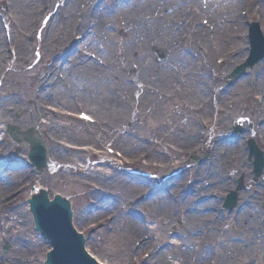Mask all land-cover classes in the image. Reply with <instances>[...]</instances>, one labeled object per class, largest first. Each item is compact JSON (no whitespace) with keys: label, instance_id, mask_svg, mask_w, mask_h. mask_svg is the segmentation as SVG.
I'll return each mask as SVG.
<instances>
[{"label":"bare ground","instance_id":"1","mask_svg":"<svg viewBox=\"0 0 264 264\" xmlns=\"http://www.w3.org/2000/svg\"><path fill=\"white\" fill-rule=\"evenodd\" d=\"M62 1L61 6L56 10L55 18H53L48 13L53 8L54 0H0L2 4L6 2L12 8V10L8 9L10 14L8 20L14 23V26L10 24L6 27L3 23L0 25L1 112H6L7 109L14 111L22 109L20 103L19 105L15 104L16 100L20 98L19 93L14 91L1 92V89L3 83L11 78V68L15 64L28 63L30 59L29 45L32 47L36 30V34H43L46 38L42 43L36 44L41 49L43 56L56 49L63 50L65 44L74 41L75 38L78 40L80 35L76 34L77 32L82 35L80 40H82L83 45L87 44L91 52L96 50L98 44L107 50L111 44L109 41L112 39V30L121 29L125 33V27L126 31L128 29L125 33L128 34L126 42L121 41V45L114 46L110 52L117 58L118 63H129L131 60L129 51L135 49L136 51H145L146 49L162 50L164 47H168V50L174 51L176 46L173 43L181 40L184 35L190 41L189 47L183 49V53H175L174 59L171 61L172 65L176 67L174 71L169 65L158 64L154 66L149 64L146 66V60H139L140 71L137 76L140 80L135 82L142 84L138 88L130 83L116 82L114 74L108 75L106 73L103 67L107 64L108 61L105 60L109 55L105 52L100 53L96 50L97 59L94 55L95 52L90 55L82 51L81 47V50L78 49L72 57L64 54L56 61L53 60L54 57L45 60L48 63L47 67L42 66L38 72L32 75V78H35L33 80L35 91L30 94L27 104V109L32 110V121L37 126L34 127L38 130L30 129L22 132L16 126H12L10 132L14 133L15 141L23 144L21 138L25 134L27 137H33L34 141L39 140V148L47 152L45 149L46 144L41 140L42 135L46 136L50 155L53 158L55 157L58 164L62 163L63 165L68 164V162L71 163L75 156L84 155L83 152L78 150H84L87 146L100 149L104 145L110 144L121 154L122 165L130 169L139 168L143 171L153 170L159 173L174 171L183 167L190 151L201 145L202 138L208 131L209 122H212V120L209 121L207 115L211 112V109L219 106H233L239 97L238 93L241 94L243 91V89H240V85L244 86V80L233 88L227 89L224 94L222 92V99L215 96L216 87L212 88L210 85V92H205L204 87L205 84H209L210 72L214 71L215 58L219 57L226 62L229 59L228 55L240 51L242 44L239 38L244 32V24L254 17H259L262 23L264 22V0H257L262 1L257 6H254L256 0H212L215 4L211 5L208 2V10L205 11L202 10L199 0H103L101 4L97 2L96 6H94V0ZM87 5L91 6L87 7ZM214 5L216 7H212ZM92 7H95L96 10H91ZM242 9L245 10L244 15L241 13ZM156 12H158V15L155 16ZM202 15L209 19L211 26H214L211 39L208 30L198 24ZM90 22L93 24L91 28L88 26ZM174 29L177 31H175L170 43L167 45V40ZM191 29L193 34H190ZM183 31H186V33L184 34ZM27 41L31 42L28 43ZM190 49L196 51L194 59L187 56ZM10 50H12V53L9 55V62H7L5 51L9 52ZM162 54L165 59V54L163 52ZM89 57L94 60L89 59ZM148 59L150 58L148 57ZM113 65L116 64L113 63ZM59 71L63 75L62 81L58 78ZM201 72L202 74L207 72L206 77L200 74ZM260 79L256 84L259 92L263 91L264 85L261 84V81L264 80V68L260 72ZM177 89H180L179 93H176ZM262 93L264 94V91ZM207 94H209V97H207ZM167 96L183 99L186 102L185 104L195 107L202 105L204 111L203 113H194V108L191 109L190 106L185 109L180 107L179 114L185 116H176V119H170L166 122V125L160 124L153 127L151 135L145 137L147 140L145 143L141 142L144 135L136 137V135H132L131 131H127L124 137L118 134L121 125L130 120L131 115L134 116V121L139 124L140 122L144 124L147 121L149 117L145 118L144 121V112L140 113L136 109L145 110L143 107L147 108L150 112V115H148L150 118H159L163 115V104L166 103ZM203 96L205 98L202 99ZM241 96L244 98L250 97V92L245 89ZM47 106L54 107L58 111H53ZM155 106L160 109L153 110L152 108ZM63 107L69 108V110L82 108L90 114L89 116L94 122L93 125L79 122V127L75 125L76 128L70 130L72 133L62 134L57 129V123L59 119L66 121V117L60 112ZM43 118L48 122L47 124H41ZM263 118L264 111H261L258 113V119ZM192 121L195 122V130ZM104 126L108 129L105 134L101 131V127ZM152 126L153 124L147 123L148 129ZM222 126L223 122L217 124V128H214V135L221 133ZM58 138H62L60 140L67 143H83L85 145L84 148L73 147L76 148V152L73 151L75 149L66 150L64 145L60 144ZM231 143L227 136L218 135L212 140V146L208 149V160L202 169L198 170L193 165L188 171L179 174L177 179L171 177L168 183L169 185L172 184V188L166 190L165 198L154 195L146 202L138 203L137 208H132L129 211L132 214H135L137 209L146 212L149 206L152 218L158 223H164V220L168 219L178 221L181 237L176 241L177 246L174 248L158 249L155 244H152L154 241L153 239L151 241V235H149L148 240L139 242L138 249H135L134 242L143 238L144 227L134 220L131 222L132 227L122 232L119 226L120 223L116 219L118 209L123 210L126 209L128 204H136V200L142 194L150 191L151 184H148L147 187L137 185L124 177L126 173L106 175V172H102L98 177L80 176L78 173V179H82L80 182H86L80 184V186L91 192L87 200L90 202L91 199H98L99 203L98 205L95 204L94 208L101 209L100 212H93V210L88 212L85 209L77 217H72V227L76 231H78V228H82L84 233L85 231L91 232L95 238L99 237V243L90 241V247H85L86 252L90 250L89 254L95 256L96 259L99 256L101 262H106V264L108 262L110 264H172L169 258L183 264H211V261H214V264H236V261L240 260L237 256L239 250L240 253H244L241 250L244 249V247L241 248L244 240L255 237L252 234L253 232L249 235L247 233L251 227L246 218L252 217L253 219L255 217L256 220H260L261 215L255 207L260 205L264 208V191H259L256 187H253L242 196L241 203L246 204V207L240 211L242 213L241 220L231 229L224 230L225 220L228 217L221 218L218 207H213L210 203H207L203 209L214 210V214L188 212L199 197L215 195L216 189L220 185H224L222 180L221 184H218L219 177L228 178L231 171L234 172V175L230 176L228 184L230 188L233 187V176L238 175L240 167L244 164V158H242L241 144L235 143L232 145ZM162 148L170 151L176 162L171 163L163 157L159 153ZM154 149L158 150L159 156L153 154ZM238 154L240 158L237 159L236 155ZM142 159L145 163H142ZM45 164L42 173H45V169L50 167L47 162ZM8 170H11V168L7 166L0 169V210L4 212L7 203H2V201L12 198L26 186V183L30 184L33 181L31 178L29 179L27 171ZM210 174H214V177H210ZM93 179H96L97 183ZM188 181L189 183H187ZM214 181V187L208 189V184ZM100 182H104L105 185L98 187ZM110 186L118 190L119 194L121 193L120 198L123 201L127 197L128 203L126 206L121 207L123 205L121 200L112 202L105 197H103L105 199L103 203L101 195L98 194V191H94L98 188L100 192L107 194ZM113 188L112 192H115ZM32 189L29 198L41 196L39 186H34ZM192 192L194 194H191ZM225 193H223V196ZM218 199L219 206L223 203V198ZM62 200L67 202L64 198ZM159 205L161 206L160 210ZM134 206L136 207V205ZM26 209L29 210V207H26ZM180 209L187 213V222L181 221L177 215ZM17 210L18 208H14L15 213L7 212V214L14 218L17 215ZM106 212L110 213L108 218L113 217L112 222L104 217ZM86 214L90 216L87 217ZM98 215L103 216L99 217L101 220L94 222L91 227L88 226L89 218L95 219ZM16 217L21 221V215ZM18 219H16V223L8 224L7 236L12 238L13 241L10 244H14L17 250L29 252L33 245L27 246L21 243L19 236L25 232V225L22 224V221L19 223ZM124 220L128 221V218H124ZM102 223H105L106 226L101 228ZM242 226H245V228ZM106 227L112 229L114 227L112 235L120 229L119 241L114 246H110L111 240L107 242L110 235L105 234ZM254 228L256 231L259 230L258 221H254ZM154 232L159 233L156 230L150 233L153 235ZM236 236L242 237V241H239L240 238H236ZM160 237L166 240L167 233L163 230ZM257 238L255 239L257 240ZM6 240L8 241V237H6ZM199 240L204 242L199 244ZM256 240L254 241L256 242ZM258 241L260 242L261 239H258ZM178 242L180 245L192 246L198 251H192L188 247L180 249ZM213 244L215 245L214 248ZM231 246L236 247V254L226 253L227 250H231ZM150 249L152 252H150ZM173 249L177 253L173 252ZM260 249H262V246L259 247ZM144 251H148L151 257L154 256L152 260H145ZM217 252H219L218 257L215 256ZM156 255L157 262L155 260ZM159 257L160 261H158ZM262 260L264 264V255ZM251 262L252 260L244 257L243 261L238 264H251ZM0 264H27V253L18 257L14 262H8L0 256Z\"/></svg>","mask_w":264,"mask_h":264},{"label":"rangeland","instance_id":"2","mask_svg":"<svg viewBox=\"0 0 264 264\" xmlns=\"http://www.w3.org/2000/svg\"><path fill=\"white\" fill-rule=\"evenodd\" d=\"M63 1L62 0H54V4H53V8L52 10L48 13V15H51L53 18H55V13L56 10L59 6H61V3ZM97 2H99L100 4L103 3V0H94V6H96ZM201 6H202V10H208V2L212 5L215 4L212 0H199ZM262 1H255L254 6H257L259 3H261ZM162 3V1L160 2V4ZM5 4V5H4ZM91 5H87V7H90ZM212 7H216L215 5ZM211 7V8H212ZM8 9H11V7L8 6V3L3 2V4L0 2V25L3 23L6 27L9 26L10 24H12V26H14L13 22H10L8 20V18H10V14L8 13ZM83 10V9H82ZM91 10H96L95 7H92ZM169 12H171V10H169ZM241 12H243L242 15L245 14V10H241ZM158 15V12L155 13V16ZM222 17V16H221ZM251 21H256L258 22V24L261 26V29L264 33V22L262 23L261 19L259 17H254L251 18L246 24H244V32L241 36V38H239L240 43L242 44V47L240 49V51H235L232 55H228V60L226 62H223L222 59L219 60V57L215 58L216 65L215 67L219 68L220 70H222L224 73H221L220 75H223V78L221 80L220 83H222L224 81V77H225V73L227 71H230L231 69H233L239 62L242 61V56L245 53V45L247 47L248 45V40H247V33H248V26L251 23ZM203 22H205V24H203ZM207 23V24H206ZM200 26H203L204 28H206L209 32L210 35V39L212 36V33L210 31H212L211 29L213 28V26L210 25V22L208 20V18H206L204 15H202L199 19V23ZM205 25V26H204ZM89 28H91L93 26L92 22L89 23ZM210 30V31H209ZM128 31V29H127ZM126 31V27H125V33H127ZM174 32L171 33V35L169 36L168 40H167V45L170 43V40L172 39ZM37 30L34 32V38H33V42H32V47H30L29 45V55H30V59L28 61V63L26 62L25 64H15L13 68H11V78L3 83V87H2V91L1 92H6V91H14L20 94V98H18L15 102L16 105H19V103L21 104L22 109L21 110H10L7 109L6 112H1L0 110V169H4L6 166L10 167L12 171H18V170H23V171H27L29 174V179L31 178L33 181L30 184L26 183V186H24L21 190H19L20 192H18L15 196H13L12 198H8L2 201V203L6 202V206H5V212L0 210V233H1V237H0V256L4 257L6 259V261L8 262H12L14 259L23 256L27 253V264H45L46 263V255L49 251V246L47 245L46 242L43 241V239L41 238V236L35 232V225L32 219V214L30 213L29 210L26 209V205H27V201L28 198L30 196V194L32 193V188L34 186H39L42 190L46 189V191L48 192V195L50 197H54L55 195H59L61 197L67 198L71 203V209L73 211V216L77 217L83 210L87 209L88 212H91L93 210V212H100L101 209L99 208H94L95 204L98 205L99 201L98 199H91L90 202L87 200V198H89V194H91L90 191H88V189L83 188L80 186V184H85L86 182H80L82 179H78L79 176L77 175L78 173L80 174V176L82 175H86V177L88 176H94V177H98L100 175V173L102 172H106V175H114V174H119L122 175L123 173L126 175L124 177H126V179H128L131 182H135L137 185H141V186H149L148 183L151 182V189L150 191L144 193L141 195V197L136 200L137 202H141L142 199H147L148 197H150L151 191L153 190L155 183L162 182L163 180H166L168 177H170L169 179H171V177L176 176L178 174H181L183 172H186L190 169V166L188 164L187 161H185V165L179 169H176L174 171H168V172H159L156 173L153 170H140L139 168H133L130 169L127 166L122 165L121 163V157L116 156L115 154H119L121 156V154L119 153V151L117 152V150L112 146V145H104L103 147L99 148H95V147H91V146H87L88 148L84 149V150H78L84 153V155H78L73 157L72 162H68V164L63 165L58 164V162L56 161L55 157L53 158L50 155V150H49V146H48V140L46 138V136L42 135V139L46 144V150L49 153L48 156V162L50 164L49 167V172L48 173H43L40 178H37L35 175V171L33 169H31L29 167V165L27 164V154H28V147L25 146L24 144H20V145H16L11 143V141L9 140L8 136L4 135L5 131L7 129V127L9 126H16L19 130H21L22 132H26L27 130L30 129H34V130H38V128L34 123H33V116H32V110L27 109L28 108V99H30V94L32 93V91H35L34 88V84H33V80L35 78H32V75L35 74L36 72H38L39 68H41L42 66L47 67L48 63L45 60L48 59H52L54 57L53 60H57L59 58H61L62 55L65 54L68 55L69 57L76 53V51L78 49L81 50V42L80 40H75L66 43L65 47L63 48V50H59L56 49L55 51L46 54L45 56H43V53L41 51L40 48H38L36 46V44H40L42 43L46 38L45 35L40 33H37ZM121 29H114L112 30V39H110L109 42H111V44L109 45V48H103L100 44H98V47L96 48L97 51H99L100 53H108L109 57H106L108 61L106 62L107 64H105V66L103 67L106 71V73L108 75L110 74H114L116 76V82L119 83H124V84H131V85H136L138 82H135L136 80H140L139 77L137 76L139 71H140V67H139V60H146L145 64L146 66H148L149 64L151 65H158V64H165V65H169L172 69V71H174L176 69V67H174V65H172L173 63L171 62L172 59H174V55L175 53L179 52V53H183V49H186L189 47V39L185 38V35L182 37L181 40H179L178 42H174V46L175 49L174 51L172 50H168V47H164V49H159L161 50V52H163L165 54V59L160 60V58H162V55H160L158 52H153L152 49H146L145 51L143 50H132L129 51V57L131 58L129 63H118L117 58H115L114 54L110 53L114 46H117L118 44L121 45V41L126 42V37L128 34H125ZM180 33H182V31H180ZM183 33L185 34L186 31H183ZM76 34L80 35L82 37L81 34H79V32H77ZM190 34H193V30H190ZM76 36V35H75ZM28 43H30L31 41H27ZM80 42V44H79ZM89 49V48H88ZM39 50V51H38ZM95 50V51H96ZM95 51L91 52V50L89 49L90 54L94 53ZM156 51V50H155ZM6 53V61L9 62V55L12 53V50H10L9 52L5 51ZM246 54V53H245ZM94 55L96 57H98L97 52L94 53ZM105 57V56H103ZM148 57L150 59H148ZM172 57V58H171ZM239 57V58H238ZM160 60V61H159ZM214 60V59H213ZM139 61V62H138ZM113 63H115L116 65H113ZM9 64V63H8ZM264 68V61L258 63L251 71V73L247 74V76L244 79H248L250 78V81L252 82L251 85L252 87L250 88V97L244 98L242 97V93L243 91H245V89L247 90L248 85H247V80H244V86L240 85V89L242 91V93H238V98L236 99L235 103L233 106H228V107H224L222 106V108L217 109L213 116H212V122H209V126H208V133L207 136L205 137V142L204 143V147L208 150L211 146H212V140L217 137L220 134H223L225 136H229L230 140H231V144H239L242 143L241 138L233 140L232 137L233 135V128L234 126L237 125V123L243 119L247 120L249 124L254 125L253 127V131L252 134H259L262 129H259L258 126L262 123H264V120H259L258 119V113L257 111H260V109L264 110V104L261 102L260 103V99L259 96L258 97H253L255 94L254 92L256 91V88L254 85L258 84V81L261 80L260 79V72L262 71V69ZM207 73V72H206ZM206 73L202 74L203 76L206 77ZM40 74H42L40 72ZM216 74V72H215ZM137 76V79H136ZM251 76V77H250ZM38 77V76H37ZM36 77V78H37ZM62 77L63 75L61 74V72H58V78L60 81H62ZM209 84H205L204 90L205 92H210L209 86L213 85V79H209ZM242 80H239V84ZM219 83V84H220ZM142 83H138V85H141ZM261 84L264 85V80L261 81ZM137 85V88H138ZM235 85H237L236 83L232 85V87H223L221 90H223V94L224 92H226L227 89L229 88H233ZM136 87V86H135ZM227 88V89H225ZM180 89L176 90V93H179ZM219 89H217L218 91ZM263 91H264V86H263ZM205 96V95H204ZM202 97L205 98V97ZM218 96H221V93L219 92ZM207 97H209V94H207ZM206 97V98H207ZM222 98V97H221ZM255 98V99H254ZM228 100V98L226 99V101ZM258 102V103H257ZM185 100L183 99H177L174 97H169L167 96L166 99V103L163 104V109H164V113L163 115H161L159 118H155L152 117L150 118V112L147 108L143 107L145 110L142 109H136L138 112H144L143 113V120L145 121V118H148L147 121L144 124H140L138 122L134 121V116L131 115L130 120H128L126 123H123L121 125V129L119 130L118 134H121V137H124V135L126 134L127 131H131L134 135H136V137L139 136H143L144 138L141 139L142 143H145L147 140L145 137H148L149 135H151V129L153 127H155L156 125H160V124H164L166 125V122H168L170 119H176V116H185L180 115L179 114V110L181 109L180 107H182L183 109H185L187 106H190L191 109H193L195 106L189 105V104H185ZM230 105V104H229ZM48 108H50L53 111H58V109H55L54 107L51 106H47ZM153 110L157 111L160 108H157L156 106L154 108H152ZM190 109V110H191ZM188 110V111H190ZM253 110H255V112H253ZM62 113V115L64 117H66V121H63L62 119L58 120L57 123V129L59 131H61L62 134H65L66 132L68 133H72L70 132L71 129L76 128L74 127L75 125H77L79 127L80 123L78 120V113H85L88 114L86 111H84L82 108H73V110H69V108H62V110L60 111ZM254 113H256V116H254ZM211 121V119L209 120ZM192 125L195 123L194 121H192ZM223 122V126H222V131L221 133L214 135V128H217V124L218 123H222ZM48 122L43 118L41 119V124H47ZM147 123L148 124H153V126L148 129L147 128ZM179 124V123H178ZM182 125V124H180ZM35 126V127H34ZM183 127V126H182ZM194 130L196 129V125H193ZM81 128V127H80ZM101 131L103 134H105V131H108V129L104 126L101 127ZM133 138V137H132ZM62 138H58V141L60 142V144L64 145V148L66 150H71V149H75L73 151L76 152V148L78 147H83L85 144H72L70 142H65L63 140H60ZM134 140V138H133ZM3 146V148H1V146ZM244 145V143H243ZM108 146V147H107ZM242 146V144H241ZM76 147V148H73ZM84 148V147H83ZM108 148V149H106ZM245 149V147H244ZM107 150H112L113 154H109ZM195 150V148H193L190 153L188 155H190L193 151ZM159 153L165 157L167 160H169L171 163L176 162V159L174 158V155L165 149H160ZM201 153H204V150L201 151ZM153 154L157 155L158 154V150L154 149L153 150ZM246 154L247 152L242 151V157L244 156V164L242 166H246V168H250V165L246 159ZM159 156V154L157 155ZM236 158H240V155H236ZM72 159V158H71ZM188 160V159H187ZM142 163H145L144 159H142ZM206 165L205 162L201 163V165H196L195 168H197L198 170L202 169V167H204ZM240 167V171L241 168ZM73 169V170H72ZM8 170V171H11ZM239 171V172H240ZM234 175V172L231 171V175H229L228 178L224 177L221 178L219 177V182L218 184H221V180L223 181L222 183H224V185H220L218 189H216L215 191V195L213 196H208L207 201L202 204V202L200 201V199H198L197 203L198 206L197 208L203 211H209L210 209H203V207L205 205H207V203H210L213 207H218L219 213L221 218H224L225 216H227L228 218L225 220V228L224 230H227L228 228H233L236 226L237 222H239V220H241V212L240 210L243 209V206L245 204H241V197L239 198V203L237 205V209L230 213L227 212H223L221 206H218V202L220 197L225 198V196H223L224 192H227V190L230 188L229 184H228V179L230 178V176ZM27 176V175H26ZM184 177V176H183ZM182 177V178H183ZM210 177H214V174H210ZM235 179V176H233ZM82 178V177H81ZM181 178V179H182ZM217 178V176H216ZM177 179V178H175ZM86 180V179H85ZM96 181V179H93ZM216 180V179H215ZM167 181V180H166ZM174 183L176 182L175 180L173 181ZM189 183V181L187 182ZM215 181L213 183L208 184V189H210L211 187H214ZM217 184V185H218ZM99 185V184H98ZM105 185L104 182H100V185L98 187H101ZM258 187V188H262V186H264V175L262 177V179L256 183L254 182H250L249 184H247V190H249L251 187ZM172 187V186H171ZM113 188V187H112ZM112 188L111 186L108 188L109 189V193H105L106 196H104L105 194L100 192V190H98V188H96L94 191H98V194L101 195V198L105 197L107 200H110L112 202H118V201H122V206L124 205L126 206L128 203V199L127 197L124 198V201L122 200V198H120L121 193L119 194L118 190H116L115 188H113V190L115 192H112ZM124 195V194H122ZM159 197L165 198V195H160ZM105 199H102V202L104 203ZM224 201V199H223ZM1 202V201H0ZM136 207L133 204H128L126 206V209L121 210L118 209L117 213V218L118 222L120 223V229L122 232H125L127 229H129L130 227H132L131 222H133L134 220H136L137 222H139L143 227H144V233H143V238L142 239H138L140 241H135L134 242V248L138 249L137 245L139 244V242L142 241H147L148 240V236L151 235V241L153 239V243L155 244L156 247L158 249H164L166 248L165 245H167L168 248H174L175 246H177L176 241L179 240V238L181 237V232L179 231V227L180 224L178 225L176 221L168 219L165 220L164 223H158L155 219L152 218L151 212H150V207L148 206V209H146V212H142L139 209H137V212L135 214L129 213V211L132 208H137V203L135 204ZM159 208L161 207L160 205L158 206ZM255 207V206H254ZM14 208H18L17 210V215H21V221L22 224L25 225V232L19 236V239H21V243L22 244H26L27 246L33 245L31 250L29 252H21L19 250H17V248L14 246V244H10L12 240V238L8 235V224H14L17 222L16 219H18L16 216L14 218H11V215H8L7 212H12L15 213L13 211ZM258 213L261 215L260 220H256L255 217H248L246 218V220L249 221V225H250V229H248V235L253 232L252 234H254L255 237L252 238H248L244 240V243H242V247H244V249H241L244 251V253H237V256L239 257L240 260L236 261V264H238L239 262L243 261L244 257H247L248 259L252 260L251 264H263V255H264V236L262 237V234L264 233V208H262L260 205H256ZM99 209V211H98ZM185 211H183L182 209H180L177 213V215L179 216L181 221L186 222V216H185ZM110 213L106 212L104 217L106 219H108L109 222L113 221V217L108 218ZM208 214V213H207ZM206 214V215H207ZM211 214H214V212L211 211ZM87 217H89L90 215L86 214ZM99 217H103V216H99L96 217L95 219H90L87 222L88 226H93L94 222L101 220L99 219ZM124 218H128V221H125ZM250 218V219H249ZM19 220V219H18ZM21 221L19 220V223H21ZM254 221H258L259 224V230L256 231L254 230ZM90 224V225H89ZM114 224V223H113ZM206 225V224H204ZM248 225V224H247ZM101 228L105 227V223H102V225H100ZM165 226H167V228H165ZM116 227V224H115ZM243 228H245V226H242ZM78 228V227H77ZM84 228V227H83ZM114 229V227H113ZM112 228H108L106 227L105 230V234L110 235L109 239L107 240V242H109V240H111V245L110 246H114L118 243L119 241V234H120V229L117 230V233H114L112 235L113 232ZM153 230H156L159 233H153V235L150 233ZM164 230L165 233H167V239L163 240V237H160V233H162ZM79 233H81L84 238L86 239V247H90V241L92 243H94V241L96 243H99V240L97 238L94 237L93 233L91 232H86L84 233L82 228H78ZM122 234V233H121ZM169 234V236H168ZM205 235V233L203 234V236ZM258 235V236H257ZM112 236V239H111ZM6 237H8V245H7V251H5V247L3 242L7 241ZM256 237L257 240L255 239ZM236 238H240L239 236H236ZM258 239H261V241L259 242ZM93 240V241H92ZM253 240H256L254 246L250 245V242H252ZM7 241V242H8ZM239 241H242V237L239 239ZM106 242V243H107ZM202 242H204L203 240H199L198 243L201 244ZM160 244V245H159ZM190 245L192 243H189ZM179 248H183L185 249L186 247H188V245H180L178 242ZM94 246V245H93ZM213 248L215 247V245H212ZM262 246V249L259 250V247ZM231 250H227L226 253L229 254H236L235 248L234 247H230ZM188 249L192 250V251H198V249L196 248H192L188 247ZM90 250H88L89 252ZM150 252H152V250L150 249ZM173 252L174 251L173 249ZM179 252V251H178ZM157 253V252H156ZM177 253V252H176ZM216 253V251H215ZM144 258L145 260H152L150 253L148 251H144ZM244 254V255H243ZM98 256V255H97ZM216 257L219 256V252H217V254L215 255ZM95 257V256H94ZM151 257V258H150ZM157 255L155 256V260H156ZM161 257V256H160ZM160 257L158 258V261H160ZM99 258V259H98ZM98 258L96 259L99 263H101V258L98 256ZM149 258V259H148ZM29 261V262H28ZM169 261L172 264H183L180 263L176 260H171L169 258ZM157 262V260H156ZM214 261H211V264H214ZM102 264H106V262L102 263ZM108 264H110V262H108ZM112 264V263H111ZM147 264V263H146ZM156 264V263H155Z\"/></svg>","mask_w":264,"mask_h":264},{"label":"water","instance_id":"3","mask_svg":"<svg viewBox=\"0 0 264 264\" xmlns=\"http://www.w3.org/2000/svg\"><path fill=\"white\" fill-rule=\"evenodd\" d=\"M252 34L254 40L259 39L260 35L257 31L253 30ZM9 135L15 141L14 133L9 131ZM25 136L24 134L21 141L29 146V162L35 167L37 175H40L43 172L42 168L46 166V153L39 148L38 140L34 141L33 137ZM262 167L260 163L257 165L258 175ZM48 201L49 198H46L42 191L41 196L30 198L31 213L36 230L52 249L47 255L46 264H95L91 257L84 252V242L81 236L71 226V212L67 202L62 198H56L52 203ZM234 205L235 197L230 201V206L234 207Z\"/></svg>","mask_w":264,"mask_h":264}]
</instances>
